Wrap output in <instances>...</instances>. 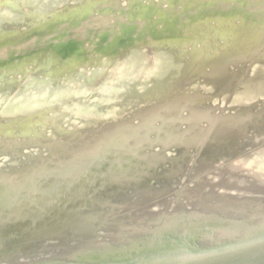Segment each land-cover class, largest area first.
Wrapping results in <instances>:
<instances>
[{"label": "rangeland", "instance_id": "1", "mask_svg": "<svg viewBox=\"0 0 264 264\" xmlns=\"http://www.w3.org/2000/svg\"><path fill=\"white\" fill-rule=\"evenodd\" d=\"M263 200L264 0H0V264H206Z\"/></svg>", "mask_w": 264, "mask_h": 264}, {"label": "water", "instance_id": "2", "mask_svg": "<svg viewBox=\"0 0 264 264\" xmlns=\"http://www.w3.org/2000/svg\"><path fill=\"white\" fill-rule=\"evenodd\" d=\"M244 244L228 252L214 253L210 256L200 257L201 260L199 261L206 264H264V241ZM234 254L238 255L232 257L231 255ZM177 259L178 258H168L166 261H159L156 263L183 264L182 261L177 262ZM150 263L152 264V262Z\"/></svg>", "mask_w": 264, "mask_h": 264}, {"label": "bare ground", "instance_id": "3", "mask_svg": "<svg viewBox=\"0 0 264 264\" xmlns=\"http://www.w3.org/2000/svg\"><path fill=\"white\" fill-rule=\"evenodd\" d=\"M172 42V41H171ZM176 43H174L173 45H171V48H174L175 50H176ZM243 121L242 120H239V121H235V127H243L244 128V126H242V123ZM243 128H241V131H242V129ZM241 131H236V133H232L231 134V137H228L227 135V137L226 136H221V137H216V138H214L215 140H221V141H224V142H226L225 143V150L228 152V153H232L233 151H234V149L236 148V147H238V142L240 141V138H243V136H241L240 134H238L237 135V133H239V132H241ZM229 135V134H228ZM172 139H181V140H188L189 138H187L186 136H179L178 138H169V137H163V138H160L159 139V141L161 142V143H164V142H169V141H171ZM117 149H121V150H123V148H118L117 147ZM120 151V150H119ZM164 178H165V176H163ZM163 193V192H162ZM264 201V200H263ZM262 201V202H263ZM238 202V201H237ZM203 202H199V201H195V202H193V205H201ZM217 203H219V204H225L226 203V205L227 204H230V203H228L227 201H225V200H222V201H220V202H217ZM232 203V202H231ZM252 204V203H251ZM256 204H254V206H255ZM230 206V205H229ZM251 206V205H250ZM257 206H260V205H257ZM256 208V207H255ZM263 212V211H262ZM180 221H182L183 222V220H180ZM180 231V230H179ZM173 232V231H172ZM145 236V235H144ZM198 264V263H197Z\"/></svg>", "mask_w": 264, "mask_h": 264}]
</instances>
